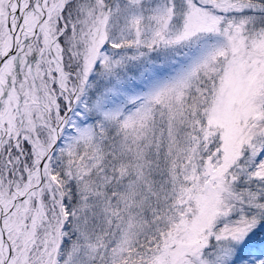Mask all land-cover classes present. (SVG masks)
<instances>
[{"label":"snow or ice","instance_id":"6c2138e0","mask_svg":"<svg viewBox=\"0 0 264 264\" xmlns=\"http://www.w3.org/2000/svg\"><path fill=\"white\" fill-rule=\"evenodd\" d=\"M0 264H264V0H0Z\"/></svg>","mask_w":264,"mask_h":264}]
</instances>
